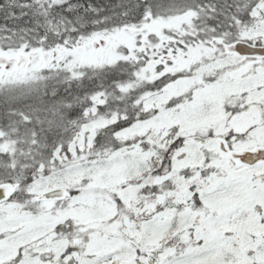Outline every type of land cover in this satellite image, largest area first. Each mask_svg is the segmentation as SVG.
Returning a JSON list of instances; mask_svg holds the SVG:
<instances>
[{
	"label": "snow or ice",
	"instance_id": "obj_1",
	"mask_svg": "<svg viewBox=\"0 0 264 264\" xmlns=\"http://www.w3.org/2000/svg\"><path fill=\"white\" fill-rule=\"evenodd\" d=\"M0 264H264V0H0Z\"/></svg>",
	"mask_w": 264,
	"mask_h": 264
}]
</instances>
